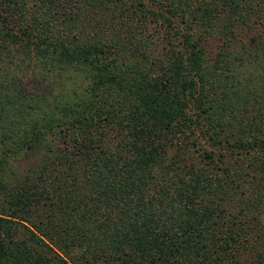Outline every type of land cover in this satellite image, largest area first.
Masks as SVG:
<instances>
[{
  "label": "trees",
  "instance_id": "obj_1",
  "mask_svg": "<svg viewBox=\"0 0 264 264\" xmlns=\"http://www.w3.org/2000/svg\"><path fill=\"white\" fill-rule=\"evenodd\" d=\"M0 264H264V0H0Z\"/></svg>",
  "mask_w": 264,
  "mask_h": 264
},
{
  "label": "rangeland",
  "instance_id": "obj_2",
  "mask_svg": "<svg viewBox=\"0 0 264 264\" xmlns=\"http://www.w3.org/2000/svg\"><path fill=\"white\" fill-rule=\"evenodd\" d=\"M252 26H254L255 28L258 27L257 24H253ZM246 31V30H245ZM243 32L239 33L240 38L242 39L244 37V39L248 38L251 33L250 32ZM220 44V40L218 39V36L216 35H211L208 36L204 39L203 41V46L205 48L206 54L208 57H212L213 53L217 50L218 46Z\"/></svg>",
  "mask_w": 264,
  "mask_h": 264
}]
</instances>
